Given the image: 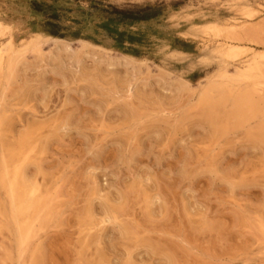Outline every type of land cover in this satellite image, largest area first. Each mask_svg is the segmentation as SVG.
Returning <instances> with one entry per match:
<instances>
[{
	"label": "rangeland",
	"instance_id": "374dc122",
	"mask_svg": "<svg viewBox=\"0 0 264 264\" xmlns=\"http://www.w3.org/2000/svg\"><path fill=\"white\" fill-rule=\"evenodd\" d=\"M36 38L0 75V264H264V148L213 143L195 96L225 68L264 105V0H0V51ZM12 166L36 187L20 218Z\"/></svg>",
	"mask_w": 264,
	"mask_h": 264
},
{
	"label": "bare ground",
	"instance_id": "6f19581e",
	"mask_svg": "<svg viewBox=\"0 0 264 264\" xmlns=\"http://www.w3.org/2000/svg\"><path fill=\"white\" fill-rule=\"evenodd\" d=\"M53 41H55V39ZM37 42H39V39L36 38L32 42H28V44H22L21 49L15 47L13 44H10L5 47L4 51H0V75L5 79V81H9L16 72V68L18 66V62L22 54H24L29 48L31 51L36 50V48L39 45V43ZM89 46L90 45L83 42L81 43V46L79 48L82 50L84 49L87 50ZM72 51L67 43L65 44L55 43V47L53 51L49 54V59H48L49 65L50 66L54 65L55 62H57L62 58L61 56H64L66 58H68V56L69 57L72 56L73 55ZM86 52L85 54H87ZM262 56H264V54H262ZM78 57L76 58L78 59ZM77 59L75 60L76 64L78 63L79 60ZM81 60H79V63ZM76 64L73 65L76 66ZM115 64L116 66L122 67L124 71L123 73H125L128 69V66L131 67L133 63L130 58L122 57V59L116 61ZM106 66L110 67L111 62L106 61L105 67ZM129 75H131V73L128 74V77ZM247 75L248 74L245 75L240 74L238 71H236L234 76L231 78L229 77V73L225 68H220L216 76L207 79L204 85L198 86V90L195 94L196 106L201 111V113L198 116V124L207 133L208 138H210L212 142L215 144H217L220 139L225 138L230 134H243L245 139H247V141L250 144H255V146L264 148V105L262 106V103L259 100L261 98H257V100L255 99V95L257 94L255 93L254 90H252V88L240 89V87L236 86V84L247 79L248 78ZM216 78L218 80H216ZM82 80L85 79L82 78L80 81ZM159 80L156 79L155 82L158 83ZM185 86H186L185 82L182 81H178L177 83H173V84H168V88H170L171 92L182 90ZM129 91L130 89H128V92ZM163 91H165V89H163ZM167 91L169 92L168 89ZM108 93L110 94L111 92ZM254 123H256V125ZM32 130H34V128ZM32 130L23 137L22 139L23 141L31 139L32 134H35L33 133ZM23 141L20 142L17 148L8 149L7 155L11 162V165L16 161L17 158H19L24 153L23 147L25 144H21L23 143ZM24 170L25 169H22L19 166H12L8 168V170L5 173L6 196L12 205H15L16 202L19 201L20 206L17 208V215H19V218L27 212V209L29 207L28 202L31 198L32 193L34 192L33 189L36 188L35 186L32 185L33 186L32 187L31 184L27 183L26 179L28 178L25 177ZM15 217L16 216H14V218ZM29 218L31 217L29 216ZM112 218H110V220H112ZM19 221H17V223ZM15 222L12 221V223ZM15 230H16L15 239L19 245H22L25 241L27 225L23 223L22 225H17ZM127 230L128 228L126 229V232ZM128 232L130 231L128 230Z\"/></svg>",
	"mask_w": 264,
	"mask_h": 264
}]
</instances>
